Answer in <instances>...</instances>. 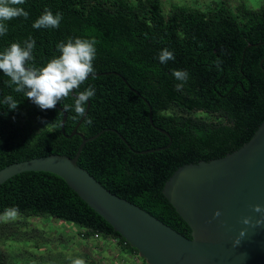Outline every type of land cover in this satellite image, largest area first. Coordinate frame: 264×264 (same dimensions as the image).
<instances>
[{"label": "trees", "instance_id": "16d2710c", "mask_svg": "<svg viewBox=\"0 0 264 264\" xmlns=\"http://www.w3.org/2000/svg\"><path fill=\"white\" fill-rule=\"evenodd\" d=\"M19 7L28 11L29 17L5 22L8 32L0 36V51L12 42L23 44L31 36L35 40L33 62L39 67L59 54L58 42L68 37L95 38L94 74H120L90 75L81 85L79 91L92 85L96 93L88 101L78 132L89 137L114 129L137 151L166 146L168 137L149 123L143 99L149 103L153 124L171 137L166 148L135 153L116 133L106 130L85 143L77 163L110 192L189 238L190 228L161 190L179 166L238 149L264 120V71L260 66L264 1L257 9L243 3L232 8L222 1L207 9L173 5L166 13L161 0H26ZM45 8L53 14L62 13L58 28L32 27ZM249 43L252 46L248 47ZM164 48L172 51L175 59L162 64L158 54ZM173 70L189 73L182 91L176 89L181 82L173 77ZM8 81L0 72V168L51 153L74 156L81 140L78 135L66 137L55 127L62 112L57 108L41 110L22 93H15ZM9 94L18 101L15 110L2 103ZM73 102L70 96L57 106L63 109V104ZM65 112L64 130L69 135L81 117L74 119V110ZM85 118L92 119L91 125L85 124ZM13 206L18 207L23 221L0 223V264H45L43 254L6 245L44 234L30 227L25 220L28 217L69 221L82 229L83 238L98 233L137 252L52 173L23 172L1 184L0 215Z\"/></svg>", "mask_w": 264, "mask_h": 264}, {"label": "water", "instance_id": "95a60500", "mask_svg": "<svg viewBox=\"0 0 264 264\" xmlns=\"http://www.w3.org/2000/svg\"><path fill=\"white\" fill-rule=\"evenodd\" d=\"M263 61L264 57L260 61L264 71ZM99 74L120 76L116 72L94 75ZM122 80L125 82L124 78ZM129 88L138 95L136 90ZM72 96H75L74 92ZM143 101L148 106L150 125L168 137L166 146L133 150L119 132L109 128L85 137L77 128L87 113L89 102L84 116L66 135L64 122L67 114L56 105L55 108L62 112V134L80 137L74 156L51 153L7 164L0 168V185L23 172L57 175L107 221L146 264H264V225L255 226V220L261 214L251 208L253 204L264 207V120L252 137L238 149L219 158L183 164L164 182L161 192L190 228L189 238L134 203L110 192L78 165V157L85 143L106 130L116 133L135 153L144 154L166 148L171 137L164 129L153 124L151 107L145 99ZM216 210L220 211L219 217L213 216ZM245 216L251 217V224L241 222ZM241 229H245L246 235L234 247L233 241Z\"/></svg>", "mask_w": 264, "mask_h": 264}, {"label": "clouds", "instance_id": "9594fccd", "mask_svg": "<svg viewBox=\"0 0 264 264\" xmlns=\"http://www.w3.org/2000/svg\"><path fill=\"white\" fill-rule=\"evenodd\" d=\"M25 2L26 0H0V36H5L8 32L6 21L19 17L24 19L29 17V12L19 7ZM62 19V13L53 14L51 10L45 8L43 13L35 19L32 27L35 29L58 28ZM97 43L95 38L68 37L56 44L59 54L38 67L33 62L35 40L29 36L23 41V44L19 41L12 42L3 51H0V72L9 78L8 86L12 87L15 93H22L41 110L54 109L57 103L69 98L75 92L74 102L63 104V109L65 111L74 110L76 114L74 119L82 117L85 114L86 103L96 93V89L92 85L83 91H79V89L90 75L95 78L93 62L97 55ZM158 59L160 63L165 64L169 60H174L175 56L172 51L164 48L159 52ZM215 63L219 69L221 63L219 59ZM172 75L181 82L176 85L177 91H182L183 82L188 80L189 73L187 70H173ZM2 103L10 110H15L18 106V101L11 94L4 96ZM91 123V118H85V124L91 125ZM61 126L62 121L55 125L57 128ZM251 208L254 212L261 214L255 220V226L264 225V207L260 204H253ZM18 215V207L13 206L6 208L0 218L10 221L15 220ZM213 216L219 217L220 211H214ZM241 222L244 225H249L252 223V219L245 216ZM245 235V229H241L233 241V246L239 245ZM68 264H86V261L83 257L70 256L68 257Z\"/></svg>", "mask_w": 264, "mask_h": 264}, {"label": "rangeland", "instance_id": "374dc122", "mask_svg": "<svg viewBox=\"0 0 264 264\" xmlns=\"http://www.w3.org/2000/svg\"><path fill=\"white\" fill-rule=\"evenodd\" d=\"M224 1L232 8H235L238 4L243 3L247 7L252 9H257L260 7L264 0H161L163 11L166 13L169 11V9L173 5H182L185 7H195L200 9H207L211 6L221 3ZM203 117H206V114H201ZM2 217V215H0ZM20 220L21 218L17 217L15 220ZM41 219V220H40ZM10 220V221H15ZM23 221V219H21ZM26 222H30L34 224L35 222H39L42 226L46 227V231L44 234L38 233L34 236H31V238L23 239V242H15V241H9L8 244H11V249H16L17 247H20V249H28L32 252H36L37 254H43V258L41 261L45 262V264H64V242H67V240L64 238V227H74L76 226L72 222L53 218L50 216H43L39 219H36L35 217H28L25 219ZM24 220V221H25ZM9 222L5 221L2 218H0V223ZM47 223V225L45 224ZM55 228H58V230L54 231ZM33 234L30 232V235ZM76 241L77 238L75 237ZM49 240H53L52 242H48ZM35 244H38L39 247L48 248L49 251L42 252V251H36L35 250ZM7 250H10V247L4 246ZM42 252V253H41Z\"/></svg>", "mask_w": 264, "mask_h": 264}, {"label": "crops", "instance_id": "0c3cea01", "mask_svg": "<svg viewBox=\"0 0 264 264\" xmlns=\"http://www.w3.org/2000/svg\"><path fill=\"white\" fill-rule=\"evenodd\" d=\"M39 219L41 217H35ZM41 220V219H40ZM47 225V223L45 222ZM31 228L45 232L47 229L39 222H29ZM58 230L55 228L54 231ZM64 264H68V257H83L86 264H144V260L137 252L129 249L124 243L112 237L83 238L80 236L82 229L77 225L64 227ZM75 237L78 241H76ZM47 248H35L37 251H44Z\"/></svg>", "mask_w": 264, "mask_h": 264}, {"label": "built area", "instance_id": "2783aa9c", "mask_svg": "<svg viewBox=\"0 0 264 264\" xmlns=\"http://www.w3.org/2000/svg\"><path fill=\"white\" fill-rule=\"evenodd\" d=\"M80 236L81 237H84V234H83V231H82V233L80 234ZM92 237L93 238H99V237H101L98 233H94L93 235H92Z\"/></svg>", "mask_w": 264, "mask_h": 264}]
</instances>
